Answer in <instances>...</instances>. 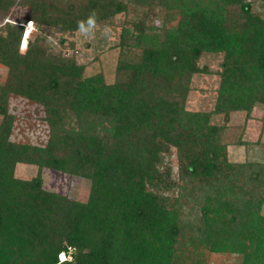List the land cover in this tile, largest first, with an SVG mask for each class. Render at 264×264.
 Wrapping results in <instances>:
<instances>
[{
    "label": "trees",
    "instance_id": "1",
    "mask_svg": "<svg viewBox=\"0 0 264 264\" xmlns=\"http://www.w3.org/2000/svg\"><path fill=\"white\" fill-rule=\"evenodd\" d=\"M127 1L162 9L165 23L147 26L145 14L122 32L108 82L46 37L72 47L68 36L109 23L126 0H0V264H181L178 249L195 241L185 206L200 212L197 239L209 250L264 264V161L227 157L242 143L232 114L264 107V0L262 13L250 0ZM203 53L222 57L214 106L188 110L192 75L208 72ZM12 96L42 106L44 145L10 139ZM18 164L37 174L18 177ZM43 169L87 179L86 199L45 189Z\"/></svg>",
    "mask_w": 264,
    "mask_h": 264
},
{
    "label": "rangeland",
    "instance_id": "2",
    "mask_svg": "<svg viewBox=\"0 0 264 264\" xmlns=\"http://www.w3.org/2000/svg\"><path fill=\"white\" fill-rule=\"evenodd\" d=\"M250 1L254 10L262 13V1ZM126 2L127 9L110 19L109 23H101L96 27L81 29L68 36V41L73 42L72 47L68 44L60 46L57 38L45 36L47 44L55 51H62L65 56L75 54L76 61L84 65L86 75L102 73L106 81H114L116 78L115 68L120 57L119 44L122 32L125 30L126 34L131 35L130 31H133L134 23L139 21L145 14L147 16L143 20L147 26L162 27L165 23L162 9H153L147 5L137 6L127 0ZM23 13L25 12L18 9L15 18L23 17ZM176 23L177 19L174 18L167 23L166 27H171ZM0 26L2 27V25ZM33 27L34 25L28 22L25 25L26 32L31 31V36H44L45 31H36ZM133 52L132 55L137 53L135 49H133ZM221 59V54L217 53H203L200 57L199 66L207 67L208 72L192 75L190 91L185 104L188 110L207 111L213 108L220 79L217 72L220 69ZM4 77L5 68L0 65V81H3ZM9 109L14 115V124L10 135L12 141L37 145L46 143L49 133L47 123L44 121L42 106L19 96H12ZM216 119L219 122L220 117L214 120L216 121ZM230 124L239 125V128L235 130V135L237 139L240 138L242 143L228 146V160L237 163L264 161V107L261 104L255 105L248 119L245 118L244 114H232ZM228 139L231 140L229 137ZM170 161L172 177L177 179V162L173 148L171 149ZM37 171V167L34 165L18 164L16 166V175L25 179L35 176ZM41 176L45 189L56 191L77 200H84L88 195L89 181L85 178L71 176L51 169H43ZM188 210L185 206L181 210L183 214L181 216H185L188 223L191 222L192 228L188 230V234H194L195 241L189 242L187 239L178 249L177 254L181 264H244L240 252L230 250L212 251L201 243L197 239L195 229L201 220H199L200 212L196 211L195 214H188ZM260 212L264 215V202ZM60 258H63V256L60 255ZM65 258L69 257L65 256Z\"/></svg>",
    "mask_w": 264,
    "mask_h": 264
},
{
    "label": "clouds",
    "instance_id": "3",
    "mask_svg": "<svg viewBox=\"0 0 264 264\" xmlns=\"http://www.w3.org/2000/svg\"><path fill=\"white\" fill-rule=\"evenodd\" d=\"M88 23L91 26L94 23V20L92 18H90L89 21H88ZM61 255L64 256L63 259H65V255L64 254H61ZM63 259H61V260H63Z\"/></svg>",
    "mask_w": 264,
    "mask_h": 264
},
{
    "label": "built area",
    "instance_id": "4",
    "mask_svg": "<svg viewBox=\"0 0 264 264\" xmlns=\"http://www.w3.org/2000/svg\"><path fill=\"white\" fill-rule=\"evenodd\" d=\"M63 258H64V256H63ZM63 258H60V260L63 259Z\"/></svg>",
    "mask_w": 264,
    "mask_h": 264
},
{
    "label": "bare ground",
    "instance_id": "5",
    "mask_svg": "<svg viewBox=\"0 0 264 264\" xmlns=\"http://www.w3.org/2000/svg\"><path fill=\"white\" fill-rule=\"evenodd\" d=\"M30 30V29H29ZM27 32H30V31H27Z\"/></svg>",
    "mask_w": 264,
    "mask_h": 264
}]
</instances>
